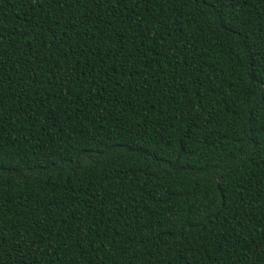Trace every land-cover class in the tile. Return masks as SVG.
Segmentation results:
<instances>
[{"label": "trees", "instance_id": "16d2710c", "mask_svg": "<svg viewBox=\"0 0 264 264\" xmlns=\"http://www.w3.org/2000/svg\"><path fill=\"white\" fill-rule=\"evenodd\" d=\"M0 264H264V0H0Z\"/></svg>", "mask_w": 264, "mask_h": 264}]
</instances>
